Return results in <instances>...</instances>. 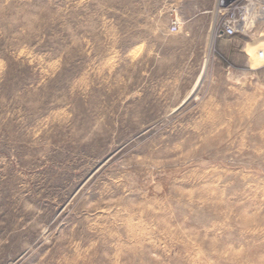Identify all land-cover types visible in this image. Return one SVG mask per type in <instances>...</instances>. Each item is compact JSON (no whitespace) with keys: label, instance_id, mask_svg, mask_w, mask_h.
Returning a JSON list of instances; mask_svg holds the SVG:
<instances>
[{"label":"rangeland","instance_id":"rangeland-1","mask_svg":"<svg viewBox=\"0 0 264 264\" xmlns=\"http://www.w3.org/2000/svg\"><path fill=\"white\" fill-rule=\"evenodd\" d=\"M231 4L0 0V264H264V14L219 36Z\"/></svg>","mask_w":264,"mask_h":264},{"label":"built area","instance_id":"built-area-1","mask_svg":"<svg viewBox=\"0 0 264 264\" xmlns=\"http://www.w3.org/2000/svg\"><path fill=\"white\" fill-rule=\"evenodd\" d=\"M245 5L241 7H235L234 4L229 5L228 11L232 12V15L234 16V19H231L227 21V23L224 25V28L219 32V36H225V37H233L237 33V28H239V25L241 23V20H245L243 17L242 19L237 18L239 15V12L242 10L246 14L248 12H257L258 14H264V0H245ZM241 27V31H245L246 28L244 26ZM177 25L173 24L171 27L172 32L177 31Z\"/></svg>","mask_w":264,"mask_h":264},{"label":"crops","instance_id":"crops-1","mask_svg":"<svg viewBox=\"0 0 264 264\" xmlns=\"http://www.w3.org/2000/svg\"><path fill=\"white\" fill-rule=\"evenodd\" d=\"M210 1H211V0H210ZM217 1H218V0H212V2H213L214 5H215V3L217 4ZM215 7H216V6H215ZM214 9L217 10V8H214ZM212 10H213V9H212ZM195 12L197 13L196 16H198V13H199V12L201 13V12H202V9L196 8V9H195Z\"/></svg>","mask_w":264,"mask_h":264}]
</instances>
